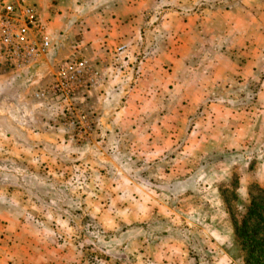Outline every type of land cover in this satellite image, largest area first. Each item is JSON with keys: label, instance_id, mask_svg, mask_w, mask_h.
I'll use <instances>...</instances> for the list:
<instances>
[{"label": "rangeland", "instance_id": "rangeland-1", "mask_svg": "<svg viewBox=\"0 0 264 264\" xmlns=\"http://www.w3.org/2000/svg\"><path fill=\"white\" fill-rule=\"evenodd\" d=\"M32 1L52 48L0 69V264H262L237 228L264 207V0Z\"/></svg>", "mask_w": 264, "mask_h": 264}, {"label": "built area", "instance_id": "built-area-1", "mask_svg": "<svg viewBox=\"0 0 264 264\" xmlns=\"http://www.w3.org/2000/svg\"><path fill=\"white\" fill-rule=\"evenodd\" d=\"M36 7L32 0H0L1 70H22L52 48Z\"/></svg>", "mask_w": 264, "mask_h": 264}, {"label": "trees", "instance_id": "trees-1", "mask_svg": "<svg viewBox=\"0 0 264 264\" xmlns=\"http://www.w3.org/2000/svg\"><path fill=\"white\" fill-rule=\"evenodd\" d=\"M263 209V205L253 201L247 213L243 216L242 224L237 228L238 238L247 247L249 258L262 264H264V216L259 210ZM253 217V220L258 221V223H249V220ZM250 227L254 228V233L262 232V236H251Z\"/></svg>", "mask_w": 264, "mask_h": 264}]
</instances>
